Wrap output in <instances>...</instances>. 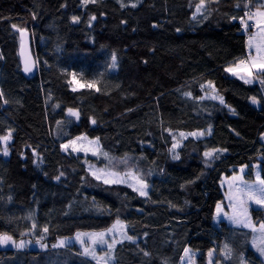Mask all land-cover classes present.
Returning <instances> with one entry per match:
<instances>
[{"label": "trees", "instance_id": "16d2710c", "mask_svg": "<svg viewBox=\"0 0 264 264\" xmlns=\"http://www.w3.org/2000/svg\"><path fill=\"white\" fill-rule=\"evenodd\" d=\"M198 3L0 0V136L12 133L9 157L0 144V234L49 246L0 249V264H99L81 247L57 244L118 220L133 240L107 250L113 264H181L185 249L198 264H264L253 232L214 223L224 177L248 166L253 181L259 166L264 179L263 85L226 71L247 59V36L234 22L247 1L206 0L193 18ZM20 30L39 62L33 80L23 74ZM209 81L223 104L210 98ZM181 132L206 137L170 151ZM77 137L97 140L99 153H66L61 146ZM212 149L222 151L205 157ZM89 166L133 171L149 194L99 181ZM251 213L264 224V209Z\"/></svg>", "mask_w": 264, "mask_h": 264}, {"label": "rangeland", "instance_id": "374dc122", "mask_svg": "<svg viewBox=\"0 0 264 264\" xmlns=\"http://www.w3.org/2000/svg\"><path fill=\"white\" fill-rule=\"evenodd\" d=\"M246 1L248 4L249 0H246ZM250 1L252 4L254 3V1H258V3H259V0H250ZM246 8H245V11H246ZM252 9L255 12L258 8L255 10V8L252 7ZM259 9L261 11H264V7H259ZM244 14H245V12H244ZM243 17H244V15H243ZM245 19H246V17H245ZM248 24H249L248 29L252 30V33L249 36H247V41L250 38V36H253L259 32L258 28H256L254 26L255 20L248 21ZM254 27H255V29L253 30ZM250 51H255V49L252 48V49H250ZM247 59H248V53H247ZM231 68H236V65L231 67ZM236 71L238 72L237 75H233L232 72H229V71L228 72L230 75H232L234 77L240 78L241 76H244L245 79H249V77L242 70V68H236ZM254 73L255 72H253L252 76H254ZM259 73L263 74L264 72H259ZM261 78H262V80H264V75L263 76L261 75ZM245 79H242V80L245 81ZM260 81H261V79L259 77L258 82H260ZM262 85L264 88V84H262ZM76 87L77 88H83L84 84L77 82ZM215 92L210 91V93H209L210 97L212 95H215ZM205 137H206L205 135H202V136L188 135L186 139H189V138L204 139ZM178 139H180V143L176 149H178L180 147L181 142L183 140H186V139H182L180 137V135L178 136ZM89 141H97V140H92V139L87 138L86 140L82 139V140L77 141V146L78 147L82 146V148L85 150L73 151L71 148H68L67 150H64V149L63 150L66 153L70 152L72 154H84V155H96V154H98L100 151L99 142L94 143V144H89ZM10 142H11V140L8 142V145ZM0 144H2V143H0ZM8 145H7V147H8ZM3 147H4V145H3ZM9 153L10 152H9V148H8V155L5 156L3 154V152H2V155L7 158V157H9ZM241 169H243V171H241ZM89 170H90L92 175H93V173H96V175H93V176L99 181H102L105 183L106 179L109 181L119 179L121 181L119 183L109 182L106 184H109V185H125V186L131 187L133 190H134V188L139 187V185L137 184V179L142 180L140 178V176L133 171L131 172L133 175L129 176V175H127L129 172L118 173L117 171H114L112 169L98 168L96 166H89ZM249 170L250 169L248 166H243V167L239 168V171L236 174H234L230 177L226 176L223 178V180L221 182V188H222V191L224 193L225 200L220 202L217 206L215 218H214V223L218 225L222 222H225L232 227L242 228V229L249 230V231L253 232L252 247H253L255 253L257 254V256L260 257L261 259H263L262 261L264 262V252H262V250H264V230H261L262 224L257 225L255 223V221L253 220V217H252V213H251L252 208H258V209L263 210L264 204H257L254 199H249V196H248L250 188L253 192H255V195L258 198L261 195H264V194L260 193V191H259L260 185L258 184V179H257L258 175H259L260 179H262V176H261L260 167L256 166L254 180L248 181L247 175L249 173ZM234 177H240L242 179H234ZM144 183H146V182H144ZM146 191H147V196H148L149 191H150L149 185H148ZM136 192L139 194L138 191H136ZM147 196H142V197H147ZM244 209L247 210L246 216L242 215V213L244 212ZM235 218L241 219L243 221H247L248 223H250L251 226H245V223H237ZM121 223L124 225L123 232L127 234L126 224L123 222H121ZM101 233H104V240L107 241V243H99V242L93 243L90 236L86 235V234H91V233H81V234H85V235H81L79 240L76 238L77 236L72 237V238L62 239L57 244V247L60 248V247H66V246H78V247H81V249H83L84 251H85V248H87L89 250V253H92V252L95 253L94 256L91 254H89V256L91 258L97 260L99 262V264H113V262L109 258H107V256H106L107 254L105 255V253H107V250L109 249L108 245L112 244V242L114 240L123 242V241H126L127 239L123 238L120 231H114V232L105 231V232H101ZM12 240L15 243L10 242L7 245H0V249H4V250H8V249H12V250H46L49 247L48 245L32 243L29 241H23L24 246L17 248L16 244L20 243L21 241H17L13 238H12ZM61 241H64L63 245H60ZM116 244H118V243H116ZM101 258H104V259H101ZM198 258H199V254L194 253L192 250H189L188 254L184 255V258H183L181 264H198ZM210 262H209V264H210ZM211 264H213V263L211 262Z\"/></svg>", "mask_w": 264, "mask_h": 264}, {"label": "snow or ice", "instance_id": "6c2138e0", "mask_svg": "<svg viewBox=\"0 0 264 264\" xmlns=\"http://www.w3.org/2000/svg\"><path fill=\"white\" fill-rule=\"evenodd\" d=\"M90 2L94 3V2H96V0H82V3L85 5L87 3H90ZM121 6L124 7L125 5L121 2ZM131 6L136 7V4H132ZM205 7H206V0H199V3L196 4V6H195V13L193 14V18H195L196 14H198V13L202 14ZM238 7H239V5H238ZM244 7H248V4H245ZM245 17H246V19H245ZM95 18H96L95 16L91 17V19H93V20ZM72 19L74 22H78V20H79L78 17H73ZM251 20H255L254 26L259 29V32L256 35L250 36L248 46H249V49L254 48L256 54L254 56L250 54L249 58L247 60H240L236 65V68H242V70L247 74L248 77L252 76L253 70H256L259 72H264V11H261L258 8L255 12H251V13L245 12L244 17H241V24L244 26L245 29L249 28L248 21H251ZM13 27H15V26H13ZM20 31H21V40H22V45H23L24 30H20ZM111 59H112L111 67L115 68L116 67V60H117L115 53H113ZM236 68L230 67V68L226 69V71L232 72L233 75H237L238 72L236 71ZM24 70L26 72H30L32 70V64H31L30 60H28V59L25 60ZM73 75H75V74H73ZM240 78L245 79L244 76H241ZM245 83H252V79H250V78L245 79ZM260 83L264 84V80H261ZM87 86L91 88V87H94V84L89 83ZM208 87L211 88L213 92H215V87L212 84V82H210V81L208 82ZM73 90H75V89H73ZM2 95H3V93H0V96H2ZM185 95L190 96L191 93H185ZM210 98L211 99H218L220 101V103H222V104L224 103V99L222 96L212 95ZM5 103H7V101H5ZM252 103H254V104L258 103V101L256 100L255 97H252ZM68 113L71 116H75V117L79 118V113L73 109H68ZM92 123H95V121L93 120ZM204 134L205 133H203V132H193V133H188V134L181 132L179 135L182 139H186L188 135L202 136ZM208 134H210V129H209ZM11 138H12L11 131H9L6 135L0 136V143H2L4 145L3 154L5 156L8 155L7 145H8V142L11 140ZM82 139L86 140L87 137H77L76 140H72L69 143L62 145L61 147L64 150H67L68 148H71L73 151L85 150L82 148V146L81 147L77 146V141L82 140ZM174 139H175V137H174ZM94 143H98V141H89V144H94ZM179 143H180V141H176L175 143H173L172 149H170V151L174 152V150L179 146ZM219 151H222V150L212 149L210 151L205 152L204 155L207 158H212L215 155V153H217ZM105 155H107V154H105ZM173 159H179V155L174 154ZM241 171H243V169H241ZM61 175H63V174H61ZM93 175H96V173H93ZM127 175L132 176L133 174L131 172H129ZM57 179H59V177H57ZM234 179H242V178L234 177ZM257 179H258V184L260 185L259 191H260V193L264 194V179H260L259 175L257 176ZM109 182L119 183L121 181L119 179L112 180V181H109L107 179L105 180V183H109ZM137 184L139 185V187L134 188V190L138 191L141 196H147L146 189H147L148 185L139 179H137ZM248 196H249V199H254L257 204H264V195H261L258 198L255 195V192H253L251 190V188L249 189ZM242 215H244V216L247 215L246 209H244V212L242 213ZM235 219H236L237 223H245V226H251L250 223H248L247 221H243V220L238 219V218H235ZM123 228H124V225L118 220L116 222V224L113 225V227L111 229H109L108 231L109 232L120 231V233L124 239L133 240V237L128 236L126 233L123 232ZM261 230H264V224L261 225ZM44 231L46 232L47 228H45ZM81 235H85V234L78 233L76 238L79 240ZM86 235L90 236L93 243H97V242L107 243V241L104 240V233H91V234H86ZM10 242L15 243L12 240L11 236H9L7 233L0 234V245H7ZM120 242H122V241H115L114 240L112 242V244L108 245L109 249L113 248L116 243H120ZM63 244H64V241H61L60 245H63ZM23 246H24L23 241L16 244L17 248H20ZM188 252H189V250L185 249L186 255L188 254ZM262 252H264V250H262ZM85 253L91 254L93 256L95 255L94 252L89 253V250L87 248H85ZM145 255H147V253H145ZM211 255H212V253L209 252V256H211ZM101 259H104V258H101ZM210 264H211V262H210Z\"/></svg>", "mask_w": 264, "mask_h": 264}, {"label": "water", "instance_id": "95a60500", "mask_svg": "<svg viewBox=\"0 0 264 264\" xmlns=\"http://www.w3.org/2000/svg\"><path fill=\"white\" fill-rule=\"evenodd\" d=\"M20 39H21V36H20ZM20 58L22 62L24 76L28 80H33L34 78H36L39 72V62L34 55L33 47H32V38L28 32H24L23 45H22V40H21ZM26 59L30 60L32 64V70L30 72H26L24 70Z\"/></svg>", "mask_w": 264, "mask_h": 264}, {"label": "crops", "instance_id": "0c3cea01", "mask_svg": "<svg viewBox=\"0 0 264 264\" xmlns=\"http://www.w3.org/2000/svg\"><path fill=\"white\" fill-rule=\"evenodd\" d=\"M259 5L260 6H262V7H264V0H259ZM258 31H259V29H258ZM256 35V34H255ZM248 42H249V39H248V41H247V53H248V58H249V55L251 54V55H254L255 54V51H250V49H249V46H248ZM237 65V64H236ZM235 66V65H234ZM233 67V66H232ZM253 72H255L254 73V76H252V77H249L250 79H252V83H248V84H254V83H258V81H259V75L261 74V73H259V71H256V70H253ZM238 78V77H237ZM240 79V78H239ZM240 80H242V79H240ZM242 81H244V80H242ZM245 82V81H244Z\"/></svg>", "mask_w": 264, "mask_h": 264}, {"label": "built area", "instance_id": "2783aa9c", "mask_svg": "<svg viewBox=\"0 0 264 264\" xmlns=\"http://www.w3.org/2000/svg\"><path fill=\"white\" fill-rule=\"evenodd\" d=\"M253 7V4L251 3V1L249 0L248 1V7L246 8V11L245 12H254V10L252 9ZM235 23H239L241 25V29H242V32L246 35V36H249L251 33H252V30L250 29H245L244 26L241 24V19L240 20H235L234 21ZM255 29V27L253 28V30Z\"/></svg>", "mask_w": 264, "mask_h": 264}]
</instances>
